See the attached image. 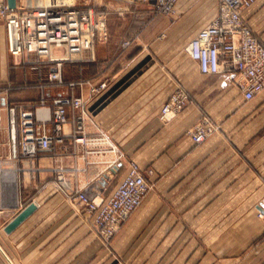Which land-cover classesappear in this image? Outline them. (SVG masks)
<instances>
[{
  "label": "crops",
  "instance_id": "1",
  "mask_svg": "<svg viewBox=\"0 0 264 264\" xmlns=\"http://www.w3.org/2000/svg\"><path fill=\"white\" fill-rule=\"evenodd\" d=\"M61 1L58 5L92 3L97 13L106 15L108 38L96 42L95 58L65 63L62 73L65 80L106 82L98 95H92L89 86L73 93L82 96L90 110L86 132L106 134L123 157L116 174L106 177L105 165L95 154L88 155L91 163L85 164L81 155L87 146L73 142L69 124L64 143L37 156L39 171H16L13 178L12 169L11 176L2 175L0 264H264V90L245 100L230 73L203 75L185 52L190 39L216 15L217 1L208 21L156 19L143 32V45L127 49L121 44L132 30L130 11L139 6L133 0ZM187 4L197 5L196 11L208 10L202 0H181L177 12ZM242 16L264 41V0ZM163 32L168 34L165 42ZM177 40L186 43L179 47ZM39 66L44 77L48 69ZM177 87L187 92L188 103L163 122L161 107ZM70 92L64 87L47 93ZM28 95L17 99L30 100ZM203 116L218 129L195 144L187 131ZM6 122L5 111L4 140ZM131 161L151 188L105 243L85 221L86 214L57 188L56 169H65L67 188L100 186L109 194ZM30 202L36 205L33 212L5 232V225Z\"/></svg>",
  "mask_w": 264,
  "mask_h": 264
},
{
  "label": "built area",
  "instance_id": "2",
  "mask_svg": "<svg viewBox=\"0 0 264 264\" xmlns=\"http://www.w3.org/2000/svg\"><path fill=\"white\" fill-rule=\"evenodd\" d=\"M216 1V15L190 39L185 52L203 75L230 73L233 84L245 100H251L264 90V41L255 35L242 13L258 0ZM133 2L148 6L156 15L171 16L176 13L180 0ZM95 7L94 4H17L15 8H9L6 2L0 3L7 53L25 63L43 64L48 69L44 79L37 84L40 93L35 104L11 102L0 94V107L5 108L7 116V138L4 140L0 113V177L11 176L12 169L14 178L16 171H39L35 165L37 156L62 145L67 137L64 127L69 124L72 127L69 137L73 142L87 146L81 155L85 164L91 163L86 157L93 153L98 163L105 165L106 177L111 178L118 171L123 157L121 152L103 132H86L90 110L82 96L73 93L75 88L89 86L90 93L98 95L106 89V82L94 85L90 79L65 80L62 73L65 63L84 58L93 60L96 42L107 40L106 15L97 13ZM130 45V40H124L121 47L127 49ZM64 87L71 92L66 95L47 93ZM14 88L8 85L6 90ZM188 100L187 92L177 87L161 107L160 120H171L183 110ZM217 129L209 117L203 116L187 134L195 144H200ZM64 171V168L56 169L57 188L66 194L71 206L86 214L85 221L105 243L140 206L151 188L141 168L133 161L128 163L126 174L109 194H105V189L100 186L67 188Z\"/></svg>",
  "mask_w": 264,
  "mask_h": 264
},
{
  "label": "rangeland",
  "instance_id": "3",
  "mask_svg": "<svg viewBox=\"0 0 264 264\" xmlns=\"http://www.w3.org/2000/svg\"><path fill=\"white\" fill-rule=\"evenodd\" d=\"M87 1V0H86ZM181 1V0H180ZM207 7L208 10L201 11L197 9V5H190L187 4L184 7V10H181L178 13V8H176V13L172 14L171 16H163V15H156L152 12L149 7L140 8L141 5L136 7V11H130L129 18L132 21L128 24V29L131 27V32L123 39L130 40L131 46H142V34L143 32L156 20L159 18H166L167 20L170 19L172 22H180L182 21L185 23L187 20L190 19L196 20L200 18L202 22H206L211 19L215 13L216 2L215 0H202ZM87 5H93L92 3H86ZM86 4H74V5H86ZM178 7V6H177ZM138 8V9H137ZM189 23V22H187ZM186 23V24H187ZM135 25V26H134ZM184 30L186 29V25L182 26ZM195 32V31H194ZM193 32V33H194ZM192 33V34H193ZM168 34L163 32L161 34L162 42L167 40ZM186 41L177 40L175 43L179 47H183ZM38 65V67H37ZM40 63H25L20 58H13L10 56L5 47V33H4V20L0 16V94L1 96L6 97L9 101H32L36 102L39 97V89L37 88V84L41 82L42 79L46 76L41 75L40 70ZM11 85L15 87L9 91L6 90V87ZM20 86H26L24 88H18ZM37 91L39 93H37ZM22 93H29L30 95L27 96L26 99L30 100H19L17 96ZM5 112V108L0 107V113L3 114Z\"/></svg>",
  "mask_w": 264,
  "mask_h": 264
},
{
  "label": "water",
  "instance_id": "4",
  "mask_svg": "<svg viewBox=\"0 0 264 264\" xmlns=\"http://www.w3.org/2000/svg\"><path fill=\"white\" fill-rule=\"evenodd\" d=\"M7 6L9 8H15L17 5L16 0H6ZM36 205L34 202H30L27 206H25L17 215H15L10 222H8L4 231L9 233L11 232L18 224H20L30 213L33 212Z\"/></svg>",
  "mask_w": 264,
  "mask_h": 264
},
{
  "label": "bare ground",
  "instance_id": "5",
  "mask_svg": "<svg viewBox=\"0 0 264 264\" xmlns=\"http://www.w3.org/2000/svg\"><path fill=\"white\" fill-rule=\"evenodd\" d=\"M54 2L55 3H57V4H59V3H61L62 1L61 0H54ZM50 3V2H49ZM52 3V2H51ZM54 3V4H55ZM61 5H72V4H61ZM42 115H44L45 116V114L44 113H42ZM11 173V172H10ZM14 178V177H13ZM3 187V186H2ZM12 190H14V189H12Z\"/></svg>",
  "mask_w": 264,
  "mask_h": 264
}]
</instances>
